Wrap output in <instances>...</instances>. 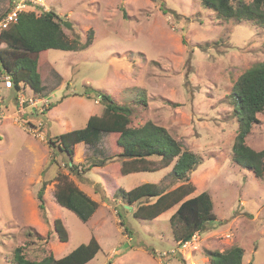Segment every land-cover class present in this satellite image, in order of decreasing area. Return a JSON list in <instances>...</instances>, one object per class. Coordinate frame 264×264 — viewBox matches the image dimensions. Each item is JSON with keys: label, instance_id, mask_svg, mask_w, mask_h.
I'll use <instances>...</instances> for the list:
<instances>
[{"label": "rangeland", "instance_id": "374dc122", "mask_svg": "<svg viewBox=\"0 0 264 264\" xmlns=\"http://www.w3.org/2000/svg\"><path fill=\"white\" fill-rule=\"evenodd\" d=\"M43 1L37 14L53 10L69 38L83 44L92 33L93 42L79 50L40 53L44 90L36 93L24 85L22 105L13 100L14 90L0 82V264H15L18 246L33 260L50 254L60 258L93 236L101 250L86 264H211L210 250L234 245L244 249L243 264H264V175L234 159L239 122L232 97L241 74L264 61V25L224 19L201 0ZM13 3L0 0V16ZM91 87L131 106V126L151 120L201 158L189 174L195 186L191 196L210 193L214 225L191 240L176 241L170 217L178 205L154 219L135 216L137 204L127 203L120 188L154 182L170 190L183 181L173 183L172 165L122 174L118 133H105L94 146L74 145L72 162L81 176L70 171L69 155L50 146L49 139L86 124L101 98ZM257 118L246 143L260 151L264 112ZM59 172L99 202L88 221L57 203ZM44 180L42 209L38 192ZM56 218L68 231L65 242L54 230Z\"/></svg>", "mask_w": 264, "mask_h": 264}, {"label": "trees", "instance_id": "16d2710c", "mask_svg": "<svg viewBox=\"0 0 264 264\" xmlns=\"http://www.w3.org/2000/svg\"><path fill=\"white\" fill-rule=\"evenodd\" d=\"M206 8L216 10L224 19L237 18L257 20L264 25V0H201ZM167 11L166 8H163ZM93 34L86 43L69 38L64 32L60 16L53 10L23 12L17 22L12 23L0 33V41L6 43L0 48V64L10 73L14 83V93L21 90L20 83L29 85L36 93L44 90L40 65L43 63L40 53L49 49L79 50L92 44ZM81 45V46H80ZM92 88V87H91ZM101 97L95 105L86 124L77 129L58 134L55 140L49 139L50 146H56L67 152L73 161L74 145L85 142L97 145L105 133H118L116 140L120 171L129 174L139 171H154L172 165L173 183L183 181L178 186L163 190L154 182H144L130 190L120 188L122 197L129 204H137L134 215L145 219H154L163 212L178 205L171 215L175 227L176 241L191 240L204 226H212L217 220L213 200L206 190L191 196L195 190L190 183L189 174L201 162V158L186 149L166 127L148 120L144 124L131 126L133 108L119 103L110 93L92 88ZM16 95V94H15ZM232 97L238 116V132L233 145L234 159L245 167L254 170L256 175H264V149L256 151L246 143V137L252 125L258 121L257 114L264 112V61L257 62L245 70L234 84ZM142 103L146 104L143 97ZM122 160V161H121ZM105 161L102 160V165ZM70 171L81 176L77 164L68 163ZM54 196L59 205L72 210L82 221H88L99 207V202L81 189L69 175L59 172L56 176ZM43 181L38 192L39 205L45 209V188ZM179 221V222H178ZM121 223L124 219L121 217ZM182 224L180 232L178 225ZM125 229L128 228L125 226ZM54 230L63 242L69 238L68 231L60 218L54 220ZM101 250V244L93 236L89 242L81 243L63 257L50 254L41 260L26 256L23 247L13 251L15 264H86ZM211 264H243L244 249L234 245L225 251L210 250Z\"/></svg>", "mask_w": 264, "mask_h": 264}, {"label": "built area", "instance_id": "2783aa9c", "mask_svg": "<svg viewBox=\"0 0 264 264\" xmlns=\"http://www.w3.org/2000/svg\"><path fill=\"white\" fill-rule=\"evenodd\" d=\"M38 5H44L43 0H14L11 8L6 11L2 16H0V33L2 30L7 29L12 23L17 22L20 14L24 11H34L36 10ZM0 82H3L6 86L14 88V83L10 73H8L5 69H3L2 64H0ZM21 87L24 86L23 83L20 84ZM21 90L17 92V96L15 98L21 105L26 101V96L21 94ZM3 100V96L1 93L0 87V119L2 118V107L1 103Z\"/></svg>", "mask_w": 264, "mask_h": 264}, {"label": "clouds", "instance_id": "9594fccd", "mask_svg": "<svg viewBox=\"0 0 264 264\" xmlns=\"http://www.w3.org/2000/svg\"><path fill=\"white\" fill-rule=\"evenodd\" d=\"M24 12H35V13H36V12H37V8H36V10H34V11H24ZM22 13H23V12H22ZM36 14H37V13H36ZM21 83H22V82H21ZM21 83H20V84H21ZM23 85H24V84H23ZM20 86H21V85H20ZM26 86H27V85H26ZM23 87H24V86H22L21 89H22ZM12 90H14V88H13ZM15 94H16V95H15ZM16 96H17V93L15 92L14 95H13V97H12L13 100H15ZM3 98H4V96H3ZM3 105H4V102H3V100H2V103H1L2 112H3ZM3 116H4V113L2 114V118H3ZM0 122H1V119H0Z\"/></svg>", "mask_w": 264, "mask_h": 264}, {"label": "water", "instance_id": "95a60500", "mask_svg": "<svg viewBox=\"0 0 264 264\" xmlns=\"http://www.w3.org/2000/svg\"><path fill=\"white\" fill-rule=\"evenodd\" d=\"M64 25L67 26V27H69V28L72 26V24H71L70 22H68V21H65V22H64ZM127 207L132 208V207L129 206V205H127ZM204 228H205V226L203 227V229H204Z\"/></svg>", "mask_w": 264, "mask_h": 264}, {"label": "crops", "instance_id": "0c3cea01", "mask_svg": "<svg viewBox=\"0 0 264 264\" xmlns=\"http://www.w3.org/2000/svg\"><path fill=\"white\" fill-rule=\"evenodd\" d=\"M244 263V262H243Z\"/></svg>", "mask_w": 264, "mask_h": 264}]
</instances>
